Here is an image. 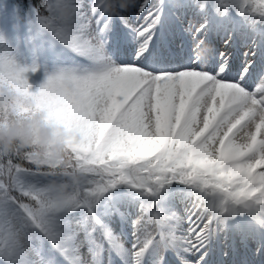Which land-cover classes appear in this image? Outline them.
<instances>
[{
	"label": "snow or ice",
	"instance_id": "6c2138e0",
	"mask_svg": "<svg viewBox=\"0 0 264 264\" xmlns=\"http://www.w3.org/2000/svg\"><path fill=\"white\" fill-rule=\"evenodd\" d=\"M6 94L0 264H264V0H0Z\"/></svg>",
	"mask_w": 264,
	"mask_h": 264
},
{
	"label": "clouds",
	"instance_id": "9594fccd",
	"mask_svg": "<svg viewBox=\"0 0 264 264\" xmlns=\"http://www.w3.org/2000/svg\"><path fill=\"white\" fill-rule=\"evenodd\" d=\"M0 99H3V100L8 99L7 94L3 98H0ZM41 137H42V139H47V137H48V130L47 129H41ZM25 143H29V141L26 140Z\"/></svg>",
	"mask_w": 264,
	"mask_h": 264
}]
</instances>
